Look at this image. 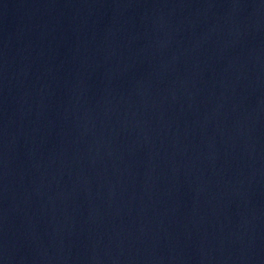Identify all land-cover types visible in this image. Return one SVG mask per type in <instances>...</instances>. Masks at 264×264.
I'll use <instances>...</instances> for the list:
<instances>
[{
	"label": "water",
	"instance_id": "obj_1",
	"mask_svg": "<svg viewBox=\"0 0 264 264\" xmlns=\"http://www.w3.org/2000/svg\"><path fill=\"white\" fill-rule=\"evenodd\" d=\"M0 264H264V0H0Z\"/></svg>",
	"mask_w": 264,
	"mask_h": 264
}]
</instances>
